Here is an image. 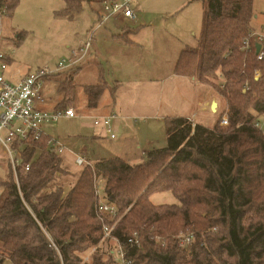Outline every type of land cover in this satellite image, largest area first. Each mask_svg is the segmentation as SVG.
<instances>
[{
	"label": "trees",
	"instance_id": "1",
	"mask_svg": "<svg viewBox=\"0 0 264 264\" xmlns=\"http://www.w3.org/2000/svg\"><path fill=\"white\" fill-rule=\"evenodd\" d=\"M62 1L56 14L73 17L84 3L102 8L104 0ZM202 1L200 35L181 49L174 72L214 87L227 105V124H220L221 116L211 127L166 117L165 146L148 149L137 163L117 155L90 162L85 156L88 162L68 189L55 180L71 171L46 143L48 135L14 136L9 144L19 154L15 169L7 152L0 153L7 163L0 178L1 258L14 264H111L96 246L103 224L114 223L121 241L132 231L140 234L141 245L130 250L133 264H264V133L253 123L264 111V59L256 58L254 43L248 51L240 48L252 30L253 0ZM18 2L0 0V7L12 13ZM48 77L54 92L48 99L42 93L39 101H51L50 110L75 106L80 89L91 109L107 87L104 77L84 84L71 73ZM110 93L113 98L115 90ZM99 178L103 198L117 208L113 219L96 212ZM164 191L178 201L152 202L153 193ZM186 231L194 240L182 246L177 235ZM91 247L90 260H83Z\"/></svg>",
	"mask_w": 264,
	"mask_h": 264
},
{
	"label": "rangeland",
	"instance_id": "2",
	"mask_svg": "<svg viewBox=\"0 0 264 264\" xmlns=\"http://www.w3.org/2000/svg\"><path fill=\"white\" fill-rule=\"evenodd\" d=\"M61 4L62 0H19L14 11H12L13 15H11V10L1 9L0 50L6 54L12 55L18 62L22 64L28 63L32 67L38 65H53L63 55L69 54L71 51L69 50L70 48L76 49L81 46L87 39L88 34L93 30L90 46L77 65V67H79L75 70L73 69L74 72H72L73 70L65 69L56 74L59 75V77H64L71 73L73 79L77 83H91L92 80L94 81L95 79H93L89 73L83 76L81 71L84 67L91 71L92 66L90 63L96 60L103 66L105 79H107L109 83L115 81V77L112 78L111 76H114L115 72H117L115 68L116 65L121 74L124 72L123 78L126 80V83H121L118 86V90L123 92L126 91L124 96L127 98L132 99V97L138 96V92L134 88L141 87L142 89L145 85H148L150 91L146 94L142 89L140 94L145 93L146 96L141 95L142 98L146 99L145 103L150 105L149 108L157 110H147L138 114L136 113L135 115L138 116V121L152 120L158 123V128L152 134L154 144L151 146L148 145V147L165 146V118L167 116H172L170 114L179 112V105L184 101L180 94L186 95L188 101L187 105L190 103L192 106V109L188 111L189 113L196 110L197 107L196 104L193 103V100H195L199 94H205L204 89H206L207 83L198 84L199 86H196L188 80L186 82V80H184L185 78H178L179 76H175L174 74L169 75L173 70L174 62L181 48V41L189 42L191 45L196 44L202 29L201 19L199 18L196 21L186 19L179 12H175L172 15L170 13H154L157 12L156 10L160 11L158 8H162V5L158 7L153 5L150 7L148 3H145L139 6L140 10H142V12L151 11V13L145 18L147 21L144 24L138 23L139 28L136 27L137 24L128 19L119 20V17L118 20H115L118 15L109 16L102 24L95 25L102 10L101 7L97 8V12L94 15L95 20L92 22L84 16V13H90L89 8L85 6L82 11L76 14V17L73 16L74 18L56 14V11L61 13V7L58 8L59 10L57 9L54 11V15L52 11L53 8H57V6ZM92 5L99 7V3H93ZM144 7L146 8L143 9ZM254 9L258 13H262L264 10V0H254ZM135 10L137 12V8H135ZM136 12L134 14H136ZM59 16L60 19H58ZM148 20H151V22ZM132 27L138 30L135 33H129L133 39V43L122 42L117 44L118 42L116 41L125 40H117L114 37L115 33L117 35ZM21 39L23 40L21 41ZM3 42L4 44H2ZM71 46H73V48ZM117 54L120 56L118 57ZM169 59L170 63H168V66H171V69L167 71L165 69V67H167L165 62H169ZM120 60L123 61L124 65ZM138 61L155 64L162 63V69H158L155 72H152V70H144V73L140 71L139 75L133 77L135 74L133 69ZM88 64L90 65L87 66ZM127 67L129 70H127ZM135 80H138L139 83H135ZM121 85L122 88H119ZM212 89L215 98L219 97L220 100L221 106H219L217 110V119H219L220 116L224 114L227 115V105L221 96L216 94L214 87H212ZM102 97L105 98L107 102H111L109 92L105 91ZM153 105H155V108H153ZM71 106L77 111L80 108L90 111L92 109L86 108L85 95L81 89L77 92L75 106ZM95 107H99V104ZM207 115L208 114H202L199 116L202 118V121L208 118L209 123L212 124L216 119L214 118L215 115L209 117H207ZM161 116H163V118H161ZM160 120L164 122L162 123ZM59 122L58 120L56 122H45L46 124H44L50 125L51 128L54 129L55 127L59 128ZM64 125L63 128L69 135L65 133L64 139H59V142L64 146V149L59 154L63 159L64 165L71 172L70 174L58 173L55 180L68 189L75 184L77 175L83 167L75 163L72 152L85 153L90 162L100 159L102 155L106 156L113 153H109L106 150H104L103 153L99 143H91L82 136L84 133L80 131L79 124L75 120ZM48 135L53 136L50 132H48ZM1 152L3 151L0 149V153ZM144 159L145 155L139 153L135 155L130 162L137 163ZM5 162V160L4 162H0V178H4L6 175L7 163ZM100 185H102V182H100ZM101 191L102 188L100 186L99 194L102 197ZM150 198L152 202L157 204L178 201L169 191L155 192ZM97 249L103 252L102 247ZM93 251L94 248L91 247L84 252L83 260H90V255ZM104 256H106L105 253ZM0 264L14 263L5 256L3 258L0 257Z\"/></svg>",
	"mask_w": 264,
	"mask_h": 264
},
{
	"label": "crops",
	"instance_id": "3",
	"mask_svg": "<svg viewBox=\"0 0 264 264\" xmlns=\"http://www.w3.org/2000/svg\"><path fill=\"white\" fill-rule=\"evenodd\" d=\"M145 3H148V5H150V7L153 5H155L157 7L162 5V8H158V9H160L161 12L159 10H156L157 12H154V13H167V14L170 13L172 15L175 12H179L186 19H192V20L196 21L200 18L201 19V25H202L203 12H204V5H203L202 0H132L131 5H132L134 13L136 12L135 8H137V12H136V14H134V17L133 18H125V17H122L121 15H119L115 18V20H118L119 17H120L119 20L128 19V20L132 21L133 23L137 24L136 27L139 28V24H144L147 21L145 18L151 13V11H143L142 12V10H140L139 6L144 5ZM62 6H63V1H62V4L60 6H57V8H53V10H52L53 14H54V11H56L58 8H60ZM84 6L88 7L89 11H90L89 14L84 13V16H86V18H88L89 21L93 22L95 20L94 15L97 12V8H100V5H99V7H96L95 5L94 6L93 5H87L86 3H84ZM84 6H83V8H85ZM83 8H82V10H83ZM145 8L146 7H144L143 9H145ZM253 10H254V16L252 19L251 26H252V29L257 30V29H260L262 26H264V10L262 13H258L254 9V0H253ZM11 15H13V12ZM74 17H76V15ZM58 19H60V16L58 17ZM148 21L151 22V20H148ZM136 29L132 27L131 29L129 28L128 30L123 31L122 33L121 32L118 33L117 35L115 33L114 37L117 40L118 39L125 40V41H116V42H118L117 44H120L122 42H124V43L132 42L133 39L131 38V35L129 33L130 32L135 33L136 31H138ZM22 40L23 39H21V41ZM0 41H1V39H0ZM0 44H1V42H0ZM2 44H4V42ZM187 45H191V44H189V42H186V41H181V48H180L179 52L181 51L182 48H184ZM73 46H75V45H73ZM73 46H71V47L73 48ZM69 50H72V49L70 48ZM179 52H178V54H179ZM7 56H8V60H9L8 68L6 71L7 75L19 77V76L23 75L24 73H26L28 70L37 67V66L32 67L28 63L22 64V63L18 62V60H15L14 59L15 57H13L10 54H7ZM117 56L119 57L120 55L117 54ZM177 57H176V59H177ZM120 62L124 65L122 60H120ZM175 62H176V60H175ZM175 62H174L173 68H172L173 70H172V72L169 73V75L174 74L175 76H179L178 78H185L184 80H186V82L188 80L192 84L194 83L196 86H199L198 84L203 83V82H200L199 80H197L195 77H190V76L175 73L174 72ZM168 63H170V59H169V62H167V63L165 62V65L167 64V67H165V69L167 71H169V69H171V66H168ZM90 64L92 66L91 71L84 67L81 71V74L83 76H85V74L89 73V75H91L92 78L95 79L94 81L92 80L91 83L98 82L102 77L105 78L104 73H103V66L99 62H97L96 60H93ZM90 64H88L87 66H89ZM38 66H40V65H38ZM78 67L75 66V68H71L70 70H73V69L75 70ZM115 68H116L117 72H115L114 76L113 75L111 76L112 78L115 77V81H112L111 83H109V81L106 79L107 80V87L104 89V91H103V93H102V95H101V97L97 103V105L99 104V107L92 108L91 111L87 110V109H81L79 107L80 109H79V111H77L78 114L75 117H61V118H59V121L61 122V123L60 122L58 123L59 128L55 127L54 129H52L50 125H45L46 124L45 123L43 125L44 133L46 135H48V132L52 133L53 136H49V135L48 136L56 138L58 141L60 138L64 139L65 133L67 135H69L67 133V131H65L63 128V126H65L64 124H69L70 121L75 120L79 124L80 131L82 133H84L82 136H84L86 139H88L91 143H99L101 145V151L103 153H104V150L108 151L109 153H113L111 155L109 154L106 156L102 155L101 158L117 155V156H120L123 159L130 162L133 159V157L139 153L145 155V152L148 149H150L148 147V145L151 146L152 144H154V138H153L152 134L158 128V123H156V121L154 122L152 120L138 121L139 118L135 114L136 113L138 114L140 112H144L147 110H157V109L149 108L150 105H147L145 103L146 99L142 98V96H141V95L146 96V94L150 91V87L148 85H145L142 88L146 94L145 93L140 94V91L142 89H141V87H137V88H134L138 92L137 97H132V99L125 97L124 94L126 91L123 92L121 90H118V86L121 83H126V80H124V78H123L124 72H122V74H121L118 70L117 65L115 66ZM158 69H162V63H159V64L156 63L155 64V63L139 62L138 61L137 64H135V67L133 69V72L135 73L133 75V77H136V75H139L140 71H143V73H144V70L145 71L146 70L147 71L152 70V72H155ZM127 70H129L128 67H127ZM84 83H88V82H83V84ZM135 83H139V81L135 80ZM112 88L115 90V94H114L113 98H112L111 93H110V90ZM119 88H122V85ZM204 90H205V94H199L197 96V98L195 100H193V103H195L197 106L196 110H193L191 113H189L188 111L190 109H192V106L190 105V103H189V105H187V102H188L187 96L180 94L181 98H183L184 101H182L181 105H179V112L178 113L175 112L176 114L174 113V114H170V115H172V116H185V117H191L192 116L196 123H201L203 125L211 127L217 119V110L219 109V106H221V105H220L219 97L215 98V95L212 92L213 89L209 84L206 85V89H204ZM105 91L109 92L110 97H111V102H107L106 99L102 97ZM53 92H54V82H52V77H50V78L47 77L45 80V83H44V88H43V93L46 96V99H48L47 97H49ZM216 94L218 95L217 92H216ZM213 100H215L217 102L215 110H212L210 107V104ZM37 105L41 108L50 109L51 108V101H48V100L38 101ZM153 108H155V105H153ZM80 110H82V111H80ZM110 113H114V116L112 117V120H111L113 131L115 133L114 137H110L108 134H106L102 125H96L93 123V116L94 115H107ZM198 114L199 115L208 114L207 117L215 115L214 118H216V119L212 124H210L208 121V118L203 119V121H202L201 120L202 118H200V116ZM167 117H169V116H167ZM161 118H163V116H161ZM160 121L162 123L164 122L163 120H160ZM81 153L84 156H86L85 153H83V152H81ZM72 154H73L72 156L75 157V154H77V153L72 152Z\"/></svg>",
	"mask_w": 264,
	"mask_h": 264
},
{
	"label": "built area",
	"instance_id": "4",
	"mask_svg": "<svg viewBox=\"0 0 264 264\" xmlns=\"http://www.w3.org/2000/svg\"><path fill=\"white\" fill-rule=\"evenodd\" d=\"M131 1L104 0L101 13L95 25L102 24L112 15L133 18L134 11ZM1 9L3 8L0 7V13ZM92 35L93 30L88 34L87 39L81 46L72 49L69 54L63 55L53 65L37 66L19 77L6 74L9 64L7 61L8 57L0 50V149L7 152L14 169L19 164V154L9 144L14 136L21 139H27L30 135L33 138H39L44 133L42 125L45 122H56L61 117H75L78 114L73 106L50 110L39 107L37 102L41 100L44 83L49 75L74 68L79 64L84 54L88 51ZM252 43L254 45L259 43L257 52L255 48L256 58L264 59V26L257 30L252 29L243 38L240 48L248 51ZM113 116L114 113L93 116V123L102 125L104 131L110 137L115 136L111 123ZM188 118L192 125L196 123L192 116ZM227 121L228 117L226 114L220 117V124H227ZM253 123L256 127L262 129L264 133V111L254 119ZM46 143L55 146L58 152L64 149V146L56 138L49 137ZM74 161L79 166H83L88 162L81 153L75 154ZM24 168L28 169L29 166L25 165ZM101 181L102 178H99L95 182L97 193L96 212L99 215L113 219L116 217L117 208L113 203L106 201L103 196H100L98 188ZM113 227L114 223L103 224V233L96 247L103 248V252L109 257L111 264H133L130 250L141 245L140 234L137 231H132L125 240L121 241L113 234ZM162 239V237L156 236V240L162 241ZM177 239L180 245L187 246L194 240V234L192 231L181 232L177 235Z\"/></svg>",
	"mask_w": 264,
	"mask_h": 264
},
{
	"label": "water",
	"instance_id": "5",
	"mask_svg": "<svg viewBox=\"0 0 264 264\" xmlns=\"http://www.w3.org/2000/svg\"><path fill=\"white\" fill-rule=\"evenodd\" d=\"M255 46H256V52H257L259 50V43H256ZM216 104H217V102L215 100H213L211 102L210 107H211L212 110H215Z\"/></svg>",
	"mask_w": 264,
	"mask_h": 264
}]
</instances>
